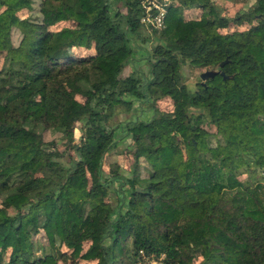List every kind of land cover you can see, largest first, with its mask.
I'll return each mask as SVG.
<instances>
[{
    "label": "trees",
    "instance_id": "trees-1",
    "mask_svg": "<svg viewBox=\"0 0 264 264\" xmlns=\"http://www.w3.org/2000/svg\"><path fill=\"white\" fill-rule=\"evenodd\" d=\"M37 1L0 0V264H264V0Z\"/></svg>",
    "mask_w": 264,
    "mask_h": 264
},
{
    "label": "rangeland",
    "instance_id": "rangeland-1",
    "mask_svg": "<svg viewBox=\"0 0 264 264\" xmlns=\"http://www.w3.org/2000/svg\"><path fill=\"white\" fill-rule=\"evenodd\" d=\"M221 4L224 8V13L229 12L230 14L235 12L240 7L239 5H231L232 2H230V1H222ZM19 15L22 18L27 17L30 20H38L39 21L40 15L38 13V1L34 0L32 8L30 10H26V11L21 12ZM59 25L60 26H67V24H65V23L59 24ZM11 39H12V42L14 45L15 44L17 45L19 43L20 35H19L18 31L12 32ZM142 45H143V47H146V49H150V46L148 44H142ZM1 64H2V60H0V66H1ZM129 72H131V70H130V68H127L125 70V72L123 73V75H126ZM203 72H204V70H202V69H190L188 67H185L182 70L183 81L191 91L195 88V82L199 79V75ZM134 105L137 106V104H134ZM157 107L160 108L161 110H170L171 109L169 102H159V103H157ZM38 132L42 134L45 142H56L57 148L60 151H62L64 149V146L61 142L60 135L57 134L56 132H54L52 130H43L42 128H39ZM80 134H81L80 125L76 124L74 127V133H73L74 139L76 141L79 140ZM125 144L126 143L124 142L123 146H125ZM115 161H119L120 165L124 169H128L133 163L131 155L119 156V155L112 154L111 156H109L107 158V163H112ZM37 239L40 242H42L43 244H46L42 234L38 235ZM63 251H64V249H63ZM77 262L78 261H72L68 264H94V262H90V263L85 262V261H79L78 263Z\"/></svg>",
    "mask_w": 264,
    "mask_h": 264
},
{
    "label": "built area",
    "instance_id": "built-area-1",
    "mask_svg": "<svg viewBox=\"0 0 264 264\" xmlns=\"http://www.w3.org/2000/svg\"><path fill=\"white\" fill-rule=\"evenodd\" d=\"M141 25L150 30H161L164 28V19L167 8L171 4L170 0H137ZM135 264H165L164 255L159 257L146 256L142 251L139 252V258Z\"/></svg>",
    "mask_w": 264,
    "mask_h": 264
},
{
    "label": "water",
    "instance_id": "water-1",
    "mask_svg": "<svg viewBox=\"0 0 264 264\" xmlns=\"http://www.w3.org/2000/svg\"><path fill=\"white\" fill-rule=\"evenodd\" d=\"M223 65H224V63H221L219 67L221 68V67H223ZM216 74H218V71H216V70L207 71V72L202 73L200 75V79L201 80H206L208 77H213Z\"/></svg>",
    "mask_w": 264,
    "mask_h": 264
}]
</instances>
